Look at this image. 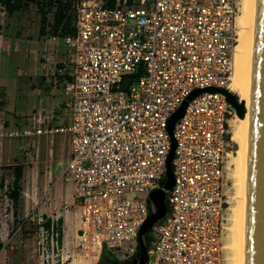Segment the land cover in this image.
Wrapping results in <instances>:
<instances>
[{
    "label": "built area",
    "instance_id": "built-area-1",
    "mask_svg": "<svg viewBox=\"0 0 264 264\" xmlns=\"http://www.w3.org/2000/svg\"><path fill=\"white\" fill-rule=\"evenodd\" d=\"M69 2L73 30L57 62L65 120L4 127L0 135L66 136L60 177L78 211L82 249L134 254L153 210L149 193L163 188L167 209L150 227L144 264H228L234 108L223 92L205 89L188 100L171 132L168 122L196 88L233 91L239 0ZM172 140L173 184L164 188Z\"/></svg>",
    "mask_w": 264,
    "mask_h": 264
},
{
    "label": "rangeland",
    "instance_id": "rangeland-1",
    "mask_svg": "<svg viewBox=\"0 0 264 264\" xmlns=\"http://www.w3.org/2000/svg\"><path fill=\"white\" fill-rule=\"evenodd\" d=\"M51 4L46 20L52 17ZM41 18L35 0L12 14L6 10L0 13V130L38 120L53 124L65 120L63 77L55 61L63 59L67 46L63 37L40 32ZM234 116H238L235 110L231 119ZM231 144L235 153L238 145L232 139ZM67 155L63 134L19 138L0 135V264H96L99 254L91 248L82 249L76 241L78 211L72 204L69 184L60 177ZM231 157L229 195L233 193ZM16 161L23 162L25 168L23 208L14 217L6 191L13 178L11 165ZM44 215L63 219L58 245H51L50 230L39 224ZM224 237L228 245V228ZM230 253L226 247L227 256Z\"/></svg>",
    "mask_w": 264,
    "mask_h": 264
},
{
    "label": "water",
    "instance_id": "water-1",
    "mask_svg": "<svg viewBox=\"0 0 264 264\" xmlns=\"http://www.w3.org/2000/svg\"><path fill=\"white\" fill-rule=\"evenodd\" d=\"M205 89L223 92L236 114L240 117L244 115L245 101L240 99L234 91L215 86L196 88L169 118L170 132L175 120L184 113L188 100ZM174 146L175 142L172 140L166 160L164 188H169L173 184L170 160ZM243 170L241 264H264V0H252ZM149 198L153 204V210L146 216L138 230V253L134 264H144L147 257L144 235L167 209L163 188L151 190Z\"/></svg>",
    "mask_w": 264,
    "mask_h": 264
},
{
    "label": "bare ground",
    "instance_id": "bare-ground-1",
    "mask_svg": "<svg viewBox=\"0 0 264 264\" xmlns=\"http://www.w3.org/2000/svg\"><path fill=\"white\" fill-rule=\"evenodd\" d=\"M252 0H239V11L237 16L238 37L235 56V71L231 89L238 94V97L245 101V112L242 117L234 116L231 119V139L238 145L231 157L234 166L232 173L233 193L228 196L229 216L227 220L230 225L229 243L226 247L230 249L231 256H228V264H241L242 260V231H243V194H244V148L246 129V110L248 92L249 54L251 36Z\"/></svg>",
    "mask_w": 264,
    "mask_h": 264
},
{
    "label": "trees",
    "instance_id": "trees-1",
    "mask_svg": "<svg viewBox=\"0 0 264 264\" xmlns=\"http://www.w3.org/2000/svg\"><path fill=\"white\" fill-rule=\"evenodd\" d=\"M5 4L6 11L8 14H12L15 10L26 7L29 3V0H0ZM36 4L39 6V9L42 14L40 32L46 33L47 31L51 32L53 35H58L64 37L67 33L73 30L72 26V9L70 7L69 0H35ZM54 3L52 9V21L50 26L46 28V12L51 8V3ZM24 168L25 164L21 161H16L11 165V171L13 178L7 186V195L11 199L14 206V217L17 216L19 210L23 208V195H22V186H23V177H24ZM62 217H58L53 224V228L57 231V242L61 241L62 237ZM39 224L49 231L51 228V217L49 215H44L43 221ZM144 242L146 247H149L150 244V229L144 235ZM2 242L0 241V248ZM138 249L134 254L125 259H118L115 255L103 246L101 249L98 260L96 264H134L137 258Z\"/></svg>",
    "mask_w": 264,
    "mask_h": 264
},
{
    "label": "crops",
    "instance_id": "crops-1",
    "mask_svg": "<svg viewBox=\"0 0 264 264\" xmlns=\"http://www.w3.org/2000/svg\"><path fill=\"white\" fill-rule=\"evenodd\" d=\"M53 36H54V35H53ZM53 36H52V37H53ZM55 37H56V36H55ZM62 55H63V54H62ZM64 56H65V55H64ZM60 60H62V59H57V60L55 61L56 68H57V62L60 61Z\"/></svg>",
    "mask_w": 264,
    "mask_h": 264
},
{
    "label": "flooded vegetation",
    "instance_id": "flooded-vegetation-1",
    "mask_svg": "<svg viewBox=\"0 0 264 264\" xmlns=\"http://www.w3.org/2000/svg\"><path fill=\"white\" fill-rule=\"evenodd\" d=\"M118 264H120V263H118Z\"/></svg>",
    "mask_w": 264,
    "mask_h": 264
}]
</instances>
